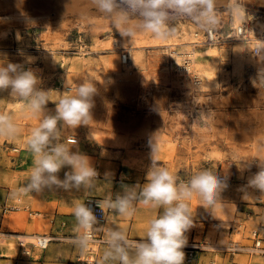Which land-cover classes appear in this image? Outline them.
I'll use <instances>...</instances> for the list:
<instances>
[{
    "label": "rangeland",
    "instance_id": "374dc122",
    "mask_svg": "<svg viewBox=\"0 0 264 264\" xmlns=\"http://www.w3.org/2000/svg\"><path fill=\"white\" fill-rule=\"evenodd\" d=\"M30 1L0 0V54L36 72L40 87L51 91L47 108L53 113L60 94H70L83 81H94L98 91L90 109L92 123L66 129L63 139H77L73 150L86 154L99 176L95 188L87 193L52 190L14 197L13 193L28 182L33 166L26 140L38 120L25 111L21 101L10 98L8 91L0 92V110L13 113L22 129L14 139L0 138V264H36L42 260L44 264H61L69 256L71 264L88 263L98 252L96 243L77 260V252L61 244L63 241L40 249L33 243L20 244L14 235L23 241L29 239L21 235H75L76 202L85 196L105 199L101 191L107 185L146 182L153 140L159 164L180 179L203 169L227 177L228 187L221 193L223 203L212 213L201 207L199 199L191 201L192 234L196 230L200 235L194 240L221 245L229 240L247 243L250 228L264 224V203L254 198L245 201L239 191L258 171L254 163L250 170H242L240 162L254 157L253 139L247 136L263 131L264 79L256 86L253 82L264 61L255 53L253 40L235 37L230 11L221 9L214 40L188 21L178 22L175 35L161 40L141 32L121 36L90 4L82 13L74 6L62 10L47 7L46 0ZM243 11L242 25L250 37L255 34L250 33L249 17L264 18V6L246 2ZM97 19L102 22L97 23ZM191 29L198 35L194 37ZM112 39L121 42L122 48ZM206 46L214 47V52L198 56L189 65L182 59L181 65L188 68H179L176 52L199 51ZM123 50L131 55L128 66L120 63ZM27 57L32 58L31 63ZM198 69L209 72L210 78L198 76ZM111 134L115 135L113 141ZM68 170L62 169L59 177L63 179ZM209 216L220 222L219 229L212 228ZM236 223L242 226L237 234L228 229ZM212 254L219 264L231 260L237 264L234 257ZM239 255L243 264H264V259Z\"/></svg>",
    "mask_w": 264,
    "mask_h": 264
},
{
    "label": "clouds",
    "instance_id": "9594fccd",
    "mask_svg": "<svg viewBox=\"0 0 264 264\" xmlns=\"http://www.w3.org/2000/svg\"><path fill=\"white\" fill-rule=\"evenodd\" d=\"M99 16L107 18L121 36L132 37L137 32L151 34L161 40L175 35L176 25L188 21L205 32L218 30L221 9L239 12L238 0H89ZM264 61V42L254 50ZM21 55L23 53L21 52ZM31 63L32 58L27 57ZM264 79V68L258 72L257 83ZM41 80L31 68L12 63L0 54V92L8 91L10 98L23 103L25 111L38 120L26 140L33 155L28 182L13 193L14 197L40 194L45 191H85L95 188L99 173L90 158L79 150L74 138L63 139L66 129L89 125L93 97L97 94L94 81H83L70 94H60L54 113L47 108L49 91L40 87ZM22 132L13 113L0 110V138L14 139ZM151 165L143 185H122V191L97 202L100 209L129 218L138 206L163 211L151 217L145 238L130 240L119 228L101 226V219L85 201L74 204L76 236L72 243L81 255L87 254L94 241V232H103L105 245L100 264H183L185 233L194 225L191 201L199 199L201 207L210 211L222 204L221 193L228 187L227 177L211 169H203L188 179H180L158 162V147L151 142ZM253 163L258 171L250 175L239 189L242 199H256L264 203V158L257 156L241 161L242 170H250ZM64 178L59 177L62 169ZM109 174H105L106 179Z\"/></svg>",
    "mask_w": 264,
    "mask_h": 264
},
{
    "label": "built area",
    "instance_id": "2783aa9c",
    "mask_svg": "<svg viewBox=\"0 0 264 264\" xmlns=\"http://www.w3.org/2000/svg\"><path fill=\"white\" fill-rule=\"evenodd\" d=\"M243 30H245V25H242ZM214 33L213 37L211 35V32H206L207 37L210 40H214L215 36L217 35V30L213 31ZM128 60V57L125 53H121L120 61L122 64H125ZM74 138L76 143L77 139L75 137H67L66 140ZM104 198L101 197H95V196H85L83 201L92 208L94 213L98 216V218L101 219V226H106V220L108 219V216L113 213V211L109 209H100L98 207V203L100 201H103ZM12 208V207H11ZM5 211H7V207L4 206ZM13 209V208H12ZM209 222L211 223L212 228L219 229L221 227V224L218 220L213 219L211 216L208 217ZM64 226V222L62 223ZM229 230H231L232 233H240L242 226L240 224H237L234 226L228 227ZM193 227L190 228V231L188 230L185 233L186 236V245L182 249V251L185 254V261L186 263L192 262L198 253L200 252H212V253H222L228 255L231 259L239 254H246L249 256H256V255H262L264 256V224H259L255 227L250 228L248 235L246 237L247 243H243L239 240H229L227 244L221 245L216 243H211L207 241L206 239L199 242L192 239ZM99 233H103L100 230H96L94 232V241L95 242H101L103 241V237L98 235ZM73 235L71 237H67L64 235H56V234H49L44 233L38 236L37 241L35 243V246L40 249H45L47 246L52 242L57 241H67L72 242L74 237ZM229 264H235L233 260Z\"/></svg>",
    "mask_w": 264,
    "mask_h": 264
},
{
    "label": "bare ground",
    "instance_id": "6f19581e",
    "mask_svg": "<svg viewBox=\"0 0 264 264\" xmlns=\"http://www.w3.org/2000/svg\"><path fill=\"white\" fill-rule=\"evenodd\" d=\"M16 1V0H15ZM32 1V0H31ZM30 1V2H31ZM85 2L87 1L86 5H82L81 3L82 2ZM6 2V1H5ZM35 2V1H34ZM34 2H31V3H34ZM38 2V1H37ZM225 2H227V0H225ZM232 0H229V3H231ZM238 2H240L242 4V7H243V4H245L246 2L247 3H251V5L255 6V7H260V6H264V0H238ZM2 3V2H1ZM36 3V2H35ZM47 7H54V8H62V7H66L67 5L68 6H74V8L76 9H79L80 12L82 13H85L86 9H87V6L90 4L89 3V0H46L45 1V4H47ZM4 4V3H3ZM8 4V3H7ZM20 4V3H19ZM30 4V3H29ZM44 4V5H45ZM5 5V4H4ZM36 5V4H35ZM41 5V3H40ZM2 6V5H1ZM6 6V5H5ZM14 6V5H13ZM12 7V6H11ZM35 7V6H34ZM15 9V8H14ZM35 9V8H34ZM52 9V8H51ZM31 10V9H30ZM50 10V9H49ZM63 10V8H62ZM76 13L78 14L77 10H75ZM45 12V11H44ZM15 13V12H14ZM19 13V12H18ZM48 13V12H47ZM46 13V14H47ZM231 24L234 26V34L236 35L235 37L240 38L242 37V39L248 41V39H251L253 40V43H254V46L255 48H259L261 46V42H264V18L263 16H260V15H255V16H250L249 17V24H250V33L251 34H257L256 36L253 35V36H250V37H246V33L248 31V28L243 30L242 28V18L244 16V11L243 9H240L239 12H231ZM50 14V12H49ZM84 15V14H83ZM245 17V16H244ZM86 19V17H85ZM102 19V18H101ZM101 19H97V23H101L102 20ZM104 19V18H103ZM108 20V19H106ZM104 20V21H106ZM45 21V20H44ZM83 23L86 22L84 21V19L82 20ZM91 23V22H90ZM105 23V22H103ZM93 25V24H92ZM191 28V27H190ZM193 28V27H192ZM192 35L195 37L198 35L197 33V30H194V29H191L190 30ZM211 35L213 37L214 33L211 32ZM112 42L114 44H119V48H122L120 45H121V42H118L117 40L115 39H112ZM214 52V47L212 46H206L205 48L199 50V51H196V50H193V49H190L188 51H179V52H176V60H177V64L179 66V68H188V65H189V62L192 61L194 62V60L198 57V56H207L209 53H212ZM123 53H125L127 55V57L129 56L126 52H124L123 50ZM130 53V52H129ZM182 59H186V61L188 62V65H181V60ZM131 60V55L128 57V60L127 62L125 63L126 66H128L129 64V61ZM121 63V61H120ZM122 64V63H121ZM198 73L197 75L198 76H204L206 79H209L210 78V73L207 72V71H204V70H201V69H198ZM260 71V69L258 70V72ZM131 75V74H130ZM126 78V77H125ZM124 79V77H123ZM196 82H199V80H195ZM233 94V93H232ZM241 96V95H240ZM231 99V98H230ZM220 101V100H219ZM240 101V100H239ZM163 103V102H162ZM161 103V104H162ZM205 103V102H204ZM230 103V102H229ZM243 103V102H242ZM241 103V104H242ZM231 104V103H230ZM225 105V104H224ZM240 105V104H239ZM249 105V104H248ZM254 105V104H253ZM94 106V105H93ZM238 106V105H237ZM241 110V109H240ZM228 111V110H227ZM90 112L92 113L93 110ZM232 112V111H231ZM237 112V111H236ZM90 113V114H91ZM239 113V112H238ZM226 115V114H225ZM239 115V114H238ZM243 115V114H242ZM232 116V115H231ZM246 116V115H245ZM244 116V117H245ZM260 117V116H259ZM263 117V116H262ZM241 118V117H240ZM222 119V118H221ZM92 120V118H91ZM223 120V119H222ZM93 121V120H92ZM92 121H90V123H92ZM240 125V124H239ZM235 129V128H234ZM243 129V128H242ZM152 130V129H151ZM239 130V128H238ZM261 132V131H260ZM156 133V132H155ZM243 133V132H242ZM158 134V133H157ZM111 137V140L110 141H113L115 139V135L114 134H111L109 135ZM106 137V136H105ZM251 148H252V151H253V154H254V157H257V156H260L262 158H264V134L262 135H259L257 136V139H255L253 142H252V145H251ZM251 150V149H250ZM251 152V151H250ZM15 237H17L18 239V242L20 244H26V243H33V245H35L36 241H37V238L39 235H35V236H31V235H21V237H23L25 240L26 239H29L28 241H23L20 239V237H18L17 235H14ZM30 240H33V241H30Z\"/></svg>",
    "mask_w": 264,
    "mask_h": 264
},
{
    "label": "crops",
    "instance_id": "0c3cea01",
    "mask_svg": "<svg viewBox=\"0 0 264 264\" xmlns=\"http://www.w3.org/2000/svg\"><path fill=\"white\" fill-rule=\"evenodd\" d=\"M262 130L263 131L253 133L252 135H248L247 137L253 139V141H254L255 139H257V136L264 134V123H263V129ZM144 183H146V182H139V183H133V184L127 183V184H119V185H114V184L113 185H107V188H105L104 191H101V195L107 196V197L109 195H113V198H114L115 193L122 191V185H135V184L143 185ZM162 211H163V209L152 210V209L144 208L142 206H138L136 213L129 218L120 217L113 212L112 214H110L108 216V219L106 220L105 225L106 226L108 225L109 227H113V228H119V229L125 231L130 240H140V239L145 238V229H146L148 220L153 216L159 215ZM110 216H112V217H110ZM63 234L64 233H62L61 235H63ZM98 235L103 237V233L102 234L99 233ZM199 236L200 235L197 234L196 230L191 235L193 240ZM67 240L63 241L64 243H61V244H63V245L68 244V245H66L68 249H70L71 251L77 252L76 253L77 254L76 255L77 260H82L81 259L82 258L81 253L79 252L77 247L74 244H70V242H68ZM94 243H96L98 245V252L94 253L92 259L90 261H88V263H86V264H100L101 258L103 256V251H104L105 245L102 243V241L101 242H94ZM50 244H53V242ZM47 254H49V253H46L45 255L47 256ZM251 257L264 259V256H262V255H256V256H251ZM71 258H72V256L67 257V259H63L61 264H71L69 262V260ZM241 258H242L241 255H236L234 257V260H237L236 261L237 264H243V262L239 261ZM82 262L85 263V261H82ZM35 263L36 264H44V260L36 261ZM77 264H80V263L77 262ZM183 264H187L185 262V259H184ZM192 264H219V263H217V259L214 257V255L212 253L200 252V253H198L197 257L195 258L194 263H192ZM255 264H258V263H255ZM259 264H263V263H259Z\"/></svg>",
    "mask_w": 264,
    "mask_h": 264
}]
</instances>
